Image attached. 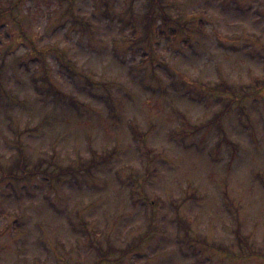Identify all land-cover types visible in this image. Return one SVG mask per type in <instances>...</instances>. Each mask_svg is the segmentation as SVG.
Masks as SVG:
<instances>
[{
  "label": "rangeland",
  "instance_id": "rangeland-1",
  "mask_svg": "<svg viewBox=\"0 0 264 264\" xmlns=\"http://www.w3.org/2000/svg\"><path fill=\"white\" fill-rule=\"evenodd\" d=\"M129 1L0 0V264H264V0Z\"/></svg>",
  "mask_w": 264,
  "mask_h": 264
},
{
  "label": "trees",
  "instance_id": "trees-1",
  "mask_svg": "<svg viewBox=\"0 0 264 264\" xmlns=\"http://www.w3.org/2000/svg\"><path fill=\"white\" fill-rule=\"evenodd\" d=\"M131 0L129 1V8L131 7ZM14 5V4H13ZM12 5V7H14ZM150 7H151V9H152V11H155L156 13H157V10L155 9V5H154V2L152 3V4H150ZM12 11V10H11ZM158 15H160L159 14V12H158ZM141 20L144 22V25H143V31H149L152 27H153V20L152 19H150V17H149V15L148 14H142V16H141ZM159 26H157V28H158ZM157 31L159 32V34H161L162 33V27H159L158 29H157ZM232 94V93H231ZM17 162V161H16ZM0 166H1V163H0ZM188 240H191V237H188ZM103 260H105V259H103Z\"/></svg>",
  "mask_w": 264,
  "mask_h": 264
}]
</instances>
